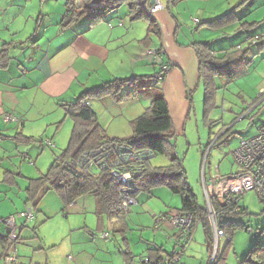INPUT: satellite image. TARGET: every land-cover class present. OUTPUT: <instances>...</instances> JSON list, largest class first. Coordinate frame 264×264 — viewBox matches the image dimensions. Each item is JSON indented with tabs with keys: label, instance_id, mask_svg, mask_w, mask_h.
I'll return each mask as SVG.
<instances>
[{
	"label": "rangeland",
	"instance_id": "obj_1",
	"mask_svg": "<svg viewBox=\"0 0 264 264\" xmlns=\"http://www.w3.org/2000/svg\"><path fill=\"white\" fill-rule=\"evenodd\" d=\"M240 1L242 0H177L174 5L172 2L169 3L168 7L180 24L181 41L209 43L214 51L227 50L238 44L247 49L244 63L238 69H234L232 73L221 78L214 77V90H210L211 96L206 92L205 85L201 81L190 91L188 100L191 110L172 141L174 150L171 155L182 163L187 185L197 198L198 204L203 207L205 206L204 179L208 181V177H227L236 174L239 167L234 160L233 151L241 141L252 139L257 129L264 125V47L258 49L248 44L245 41L246 36L237 30L238 23L221 30L213 29L207 24L230 12ZM64 3L65 0H0V35L5 34L8 28H15L23 18H31L33 24L39 22V28L43 27L40 26L41 23L60 20ZM162 10L163 8L160 11ZM233 11L237 17L245 15L242 21L250 25L245 28L246 35H263L261 40L263 44L264 0H249ZM106 16H114L116 21H126L127 26L136 24L130 31L126 43L134 37H139L138 43L146 41L148 23L144 19L129 22L126 6L123 5ZM90 18L91 15L84 17L87 21ZM194 19L200 23L197 25ZM132 32L135 34L132 35ZM149 38L151 43H157L155 36L150 35ZM254 40L259 41L260 38ZM249 42L252 43V39ZM148 68H150L147 70L151 72L150 75L158 71V66L153 68L149 65ZM146 92L151 94L152 90L145 89L140 93L143 97L141 105H145V109L150 102L144 98ZM94 101L91 103H93V109H96L97 104ZM141 105L138 102V106ZM145 109L141 114L145 112ZM100 111L102 109L99 107L98 112ZM107 114V111L100 114L102 124H109ZM50 119L55 120L52 123L43 120L39 125L33 126L34 128L38 126V130L33 134V141L16 142L14 140L17 143V150L14 147L15 152H10L9 155L5 149H2L0 163L8 166L7 169L20 173L24 178L36 179L45 176L53 165L55 157L67 147L73 127L72 120L68 117L64 118L62 108L51 113ZM127 121L128 119L125 121L123 117H115L110 125L123 132L122 137H126L130 135ZM58 122L61 123L57 127ZM110 132L114 133L112 129ZM49 139H53L54 143H51L54 148L44 145ZM39 140H43L44 144L38 143ZM170 160L171 158L158 155L150 159V166L163 167L168 165ZM11 163L14 164L10 165ZM21 176H15L18 186L9 187L0 184V215L9 211L15 213L24 208L25 195H27L26 181ZM212 188L214 187L212 186L211 190ZM136 190L137 188L133 192L135 204L125 215L126 244L123 242L124 235L121 233L109 232L111 237L104 240L103 234L96 230L98 219L92 196L81 199V203L85 205L84 212L71 213L69 209L63 207L62 198L53 189L50 188L45 195L40 194L37 209H32L34 219L25 223L26 228L21 233L29 237L34 236L32 229L38 228L36 231L38 238L31 239V244L35 249L40 247L43 250L34 251L31 256H26L22 246L18 247L16 244L15 248L21 250V254L18 255L14 264H125L131 261L139 264L141 258H146V248L149 243L162 247L165 257L173 252L180 253L181 246L187 244L182 257L185 256L190 264H199L201 258L205 259V263L208 262L209 258L214 257L215 250L219 253L226 251V264H233L237 259L241 262L253 244H264V204L261 203L255 191L242 194L238 200L239 206L245 209V215L234 218L228 216L224 220H234L244 228L233 231L232 242L227 249V234L217 241L215 249L213 239V249L209 257L201 224L196 226V231L188 237V241L182 238L177 230L174 235L172 231L169 233L154 228L157 226L158 217L180 209L179 195L170 193L166 187L152 189L150 198L148 197L150 193L143 192L135 195ZM27 210L28 208L24 211ZM14 216L16 225L24 223L18 215ZM207 221L210 226L209 219ZM245 228L251 229L252 234L246 232ZM15 248L10 250L16 252ZM126 253L133 257L131 261L127 260ZM174 262L175 260H171V263ZM0 264H5L2 258H0Z\"/></svg>",
	"mask_w": 264,
	"mask_h": 264
},
{
	"label": "crops",
	"instance_id": "obj_2",
	"mask_svg": "<svg viewBox=\"0 0 264 264\" xmlns=\"http://www.w3.org/2000/svg\"><path fill=\"white\" fill-rule=\"evenodd\" d=\"M163 4H165L164 9L153 15L159 31V37H155L157 43H151L149 38L148 48L160 47L162 61L170 66L165 73L161 93L167 103L169 115L175 133H177L182 128L183 121L186 120L190 112L188 96L199 82L198 65L194 51L190 47L192 43L180 40V36H182L181 28H179L180 24L168 9L169 2L163 0ZM109 13L111 12L104 15L103 21L92 27L89 26V21L82 18L76 24L65 29L60 27L64 10L60 20L56 19L53 22L41 23L42 28H39V22L33 24L31 18H23L15 28H8L5 34L0 35V48L13 44L8 53L9 62L7 66L0 67V151L5 149L7 155H9L10 152H15L14 147L17 150L15 141L29 142L24 140L27 138H31L33 141V134L38 130V126L34 128V125H39L43 120L48 121V123L54 122L55 119H50V114L61 109L60 103L73 102L85 90L99 87L114 79L151 76V72L147 70L150 69L148 66L152 65L146 57L145 46L138 43L139 37H134L129 43H126L130 31L136 24L127 26L126 21H116L114 16H106ZM107 18L109 19L107 20ZM128 21H131L130 15ZM147 28L146 31H148ZM134 34L135 32H132V35ZM242 35L246 36V34ZM152 67L154 68V66ZM141 100L128 99L121 103H115L109 98H103L94 101L97 104L96 109H93V103L91 102L90 106L96 114L97 122L102 127L106 137L125 139L131 136V131L129 130L130 135L122 137L124 133L112 128L110 123L115 117H123L125 121L128 119L127 124L129 127V122L140 116L146 107L141 105ZM138 102L141 106H138ZM99 107L102 109L100 113L98 112ZM103 111L108 113L109 124H102L100 114ZM60 123H56L57 127ZM111 129L114 133L110 132ZM49 140L53 142V139ZM7 168L8 166H3L0 163V184L9 187L18 186L15 176H21V174ZM21 178L26 181V192L29 188V181L38 179L22 176ZM46 189L48 190V186L42 189L43 191L41 189L37 191V198L35 197L34 202L27 201V195H25L24 208L21 211L15 213L9 211L0 215V219L11 216L16 218L14 215L26 208L36 210L40 201L38 196L40 194L45 195ZM149 193L151 194V191ZM151 196L152 194L148 197ZM81 199L69 205L66 209H69L71 213L75 211L84 212L85 205L81 203ZM98 219L99 222L96 220V230L98 232L102 234L107 231L120 233L121 227L115 219L109 220L105 215H101ZM21 226H18L17 232L19 236L18 247L22 246V251L26 256H31L34 251H42L43 249L40 247L35 249L31 244V239L38 238V236L29 237L27 234H22L21 231L24 227ZM162 226L157 225L154 228L169 233L174 232L175 235V228H171L170 225L165 226V224ZM6 231L5 227H0V257ZM195 231L196 227L193 233ZM159 248L163 251V248L159 245L149 243L146 248V255ZM184 250L182 249L180 253L178 251L173 252L180 254L177 256L180 259L176 263L190 264L186 261L185 256L182 257ZM20 251H17L18 255L21 254ZM161 255L165 257L164 251L161 252ZM170 255H167V258ZM204 260L199 259V264L203 262L206 264ZM131 262L125 264H138ZM240 263L237 259L233 264Z\"/></svg>",
	"mask_w": 264,
	"mask_h": 264
},
{
	"label": "trees",
	"instance_id": "obj_3",
	"mask_svg": "<svg viewBox=\"0 0 264 264\" xmlns=\"http://www.w3.org/2000/svg\"><path fill=\"white\" fill-rule=\"evenodd\" d=\"M167 1L174 4L177 0ZM247 1L249 0L240 1L230 10V12L215 20H211L212 22H208L207 24L213 29L221 30L238 23V32L246 34L245 28L250 27V25L242 21L245 15L242 14L241 17H237L233 10L238 9V7L244 5ZM123 5L127 7L131 21L144 19L148 23L147 43L146 41L140 43L145 46V49H150L151 47L148 48L150 42L149 37L150 35L159 37V31L157 30V24L153 16L146 13L145 4L138 0H65L64 15L60 21V27L62 29L69 28L87 15H91L89 26L92 27L100 21H103V17L106 13L112 12ZM250 5L251 2L249 3V6ZM255 37L256 35H246L245 41L248 44L258 47V49H262L264 47V43L262 44L261 41L263 35L260 36L261 38L259 41L252 44ZM251 39L252 43L249 42ZM12 45L13 44L11 43L0 48L1 68L6 67L9 62L8 53L11 50ZM190 47L193 49L197 60L199 82L201 81L205 85L206 92H208L209 96H211L210 90H214V77L219 76L221 78L224 75L232 73L234 69H238L239 66L244 63L247 51V49L242 48L239 44L233 48L220 51L212 50L209 43H192L190 44ZM153 49H155L157 56L162 60L161 48L157 47ZM162 62L166 64L164 61ZM150 64L156 67L155 64ZM157 75H160L159 71H156L151 76H134L126 79H114L113 81L99 87L83 91L77 99L71 103L61 102L60 108L64 111V118L68 117L73 122L67 147L60 155L55 157L53 165L45 176L29 181L27 201L34 202L37 198V191L45 189L47 186L48 190H50V188L53 189L62 198L64 208H67L69 205H72L85 196H92L95 203L97 219L100 218L101 215H105L109 220L115 219L121 227L120 233L124 235L122 239L124 244H126L125 230L127 224L125 222V215L118 209V193L120 192V188L113 185H106L107 172L105 171L99 172L91 177L86 176L83 173L82 176H79L74 172L75 168L71 165V162L84 151L94 149L103 144L126 143L129 144L134 151L146 150L151 154V157L145 162L144 167L141 170L139 180L136 182L137 190L135 195L143 192L149 193L156 187H166L170 193L179 195L181 198V207L177 212L189 214L193 218L189 237L193 234L195 227L198 224H201L205 244L208 247V254L210 257L211 250L213 249V234L212 229L206 220V201L204 207L198 204L197 198L187 185L182 163L171 155L174 150L172 141L175 138V128L169 115L167 103L161 93V88L156 83ZM145 89L152 90L151 94L146 92V97H144L149 99L150 103L144 113L129 122L131 136L125 139L106 137L102 127L97 122L96 114L90 106V102L93 100L98 101L103 98H109L115 103H121L128 99L140 100L143 97L139 96V93L144 92ZM205 101H207V98H205ZM189 107L191 110V105ZM24 140L32 141L31 138ZM38 143L44 144V141L39 140ZM158 155L171 158L170 163L163 167L152 168L150 166V159ZM5 176L8 177L7 174H5ZM48 190L46 189V191ZM256 193L261 203L264 204V195L258 192ZM209 200L211 207L217 213L216 217L223 237L228 235V238L226 239L227 249L232 242L231 237L233 231L237 228H244V226L234 220H224L228 216L234 218L239 215H245V209L240 206V210L235 212L234 205L228 204L225 201L220 200L218 197L211 196ZM34 205L36 206V204ZM25 223H27V221H24L21 227L26 228ZM16 229L18 232V225ZM245 229L246 232L252 234L251 229L250 231L247 230L248 228ZM32 230L35 237H37V228ZM105 233L108 234V237L105 239L111 237L109 232H104L103 234ZM6 236L7 234L3 237L2 242L3 252L0 257L2 259L5 256L6 251H8L5 240ZM18 241L19 236L17 235L14 248ZM15 250L17 252L16 248ZM161 252H163L161 248L155 251L152 250L146 255V258L141 259H147L149 264H174L171 263V260L175 258L173 256L174 253L167 258L163 257ZM225 252L226 251H222L219 253L216 250L211 264H226ZM125 255L127 256L128 261L132 260L131 255L128 253ZM179 255L180 254L176 256ZM17 257L18 254L16 253V259ZM240 264H264V244H253Z\"/></svg>",
	"mask_w": 264,
	"mask_h": 264
},
{
	"label": "built area",
	"instance_id": "obj_4",
	"mask_svg": "<svg viewBox=\"0 0 264 264\" xmlns=\"http://www.w3.org/2000/svg\"><path fill=\"white\" fill-rule=\"evenodd\" d=\"M145 4L146 13L153 16L160 11L163 6L161 0H138ZM198 20H194L197 23ZM256 40L252 44H254ZM150 63L158 66L160 75H157L156 82L160 84L161 77L168 71L169 66L160 62L156 51L145 52ZM8 120V118H6ZM45 146L54 148L53 143L45 142ZM239 172L227 177H210L208 181L204 179V196L207 206L206 218L210 221L215 240L222 237V231L219 228L216 211L210 205V197H218L228 204L234 205V211L240 210L238 200L240 196L249 191H255L264 195V125L259 127L256 135L249 140L241 141L238 147L233 151ZM151 157L146 151H134L126 143L103 144L94 149L82 152L75 160L71 162L73 168L80 170L86 176H93L99 172H107V186L120 188L118 193V209L123 213H128L129 208L135 204L132 194L136 188V182L141 176V170L145 162ZM211 181V182H210ZM213 190H211V187ZM207 191V192H206ZM18 218L27 222L33 219V213L30 209L18 214ZM207 219V220H208ZM164 223L178 230L182 238L188 241L189 233L193 224V218L189 214L172 213L167 216H161L156 219L157 225ZM4 225L9 229V235L6 236V251L3 260L5 264H14L16 262V252L9 251L14 248L17 240V225L13 216L0 220V226ZM250 231V229H247ZM108 234H103L105 239ZM187 245V244H186ZM182 247V246H181ZM216 247V242L214 249ZM180 259V258H179ZM175 260L174 263L178 262ZM213 258L210 262H212ZM140 264H149L147 259L139 261Z\"/></svg>",
	"mask_w": 264,
	"mask_h": 264
},
{
	"label": "bare ground",
	"instance_id": "obj_5",
	"mask_svg": "<svg viewBox=\"0 0 264 264\" xmlns=\"http://www.w3.org/2000/svg\"><path fill=\"white\" fill-rule=\"evenodd\" d=\"M163 2V0H161V3ZM162 6H163V4H162ZM164 9V8H163ZM194 20H197V19H194ZM197 25L199 24V21L196 23ZM258 39V38H261L260 36H256L254 39ZM152 50H155V49H153V48H150V49H145V52L147 53V52H150V51H152ZM164 78H165V75H164ZM164 78L163 77H161V81H160V84H157L158 86H160V88L162 87V85H163V81H164ZM157 83V82H156ZM48 142H50V141H48ZM49 148V147H48ZM75 170H78V169H75ZM80 171V170H79ZM139 180V179H138ZM137 180V181H138ZM132 197H133V194H132ZM133 199H134V197H133ZM240 207V206H239ZM129 212V211H128ZM238 212V211H237ZM123 213V212H122ZM175 213V212H174ZM176 213H177V211H176ZM178 213H180V212H178ZM182 214H186V213H183V212H181ZM124 215H126L125 213H123ZM167 215H169V214H166V216ZM165 225H166V223H164ZM168 225V224H167ZM4 226V225H3ZM5 227V226H4ZM6 228V234H7V236L9 235V229L7 228V227H5ZM175 230H177V229H175ZM178 231V230H177ZM179 233V232H178ZM212 234H213V239L215 240V237H214V232H213V229H212ZM223 237V236H222ZM221 237H219V238H217L216 240H215V242H216V246H217V241L220 239ZM185 245L186 244H184L181 248L182 249H186V247H185ZM216 251V250H215ZM215 253L216 252H214L213 254H214V256H215ZM176 255H178L177 253H174V259H178L177 258V256ZM213 259H214V257H213ZM211 261V259H209L208 260V262H206V264H211L212 262H210ZM213 261V260H212Z\"/></svg>",
	"mask_w": 264,
	"mask_h": 264
},
{
	"label": "water",
	"instance_id": "obj_6",
	"mask_svg": "<svg viewBox=\"0 0 264 264\" xmlns=\"http://www.w3.org/2000/svg\"><path fill=\"white\" fill-rule=\"evenodd\" d=\"M74 172H75L77 175L82 176V172H81V171H79V170H74Z\"/></svg>",
	"mask_w": 264,
	"mask_h": 264
}]
</instances>
